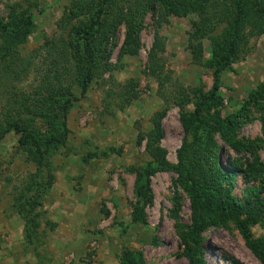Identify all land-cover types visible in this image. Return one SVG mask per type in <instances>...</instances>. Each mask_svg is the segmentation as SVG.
Here are the masks:
<instances>
[{
    "label": "rangeland",
    "instance_id": "rangeland-1",
    "mask_svg": "<svg viewBox=\"0 0 264 264\" xmlns=\"http://www.w3.org/2000/svg\"><path fill=\"white\" fill-rule=\"evenodd\" d=\"M74 1H0L4 21L10 19L13 3L30 4L34 14L18 45L23 54L38 51L40 56L26 79L14 83L19 91L40 82L44 45L59 36L58 21L74 7ZM89 16L79 13L76 22ZM195 20L196 0H185L180 16L165 18L150 11L140 31L139 53L122 58L126 28L119 26L111 45L110 62L115 67L94 79L84 96L78 86L73 89L79 100L68 111L66 139L48 154L47 184L37 174L36 155L20 143V133L11 130L0 141V264H123L125 248L143 252L146 264H189L191 199L179 187L183 197L176 208L175 171L157 170L152 176L146 221L133 222L132 215L144 167L152 159L146 148L151 117L167 106L164 98L174 89L167 86L161 92L160 80L150 71L156 33L165 41L159 52L165 71L171 70L174 78L202 94L213 87L215 68L196 63L188 47ZM214 57V42L206 38L203 59ZM220 80L221 105L203 108L201 114L204 121L219 126L229 115L243 116L233 138L237 146L226 140L221 129L212 132L222 167L235 172L232 195L254 206L264 199V35L251 39L248 51L222 70ZM130 81L137 97L130 89H122ZM2 93L0 114L6 109L7 96ZM194 106L192 102L187 109ZM181 112L170 101L161 120L160 146L167 150L171 164L178 163L185 137ZM35 126L41 134L56 132L49 116L36 118ZM240 220L249 224L253 239L264 242V210L244 213L204 231L208 263L264 264L248 245Z\"/></svg>",
    "mask_w": 264,
    "mask_h": 264
},
{
    "label": "trees",
    "instance_id": "trees-1",
    "mask_svg": "<svg viewBox=\"0 0 264 264\" xmlns=\"http://www.w3.org/2000/svg\"><path fill=\"white\" fill-rule=\"evenodd\" d=\"M73 3L74 7L58 21L59 36L47 40L44 45L42 78L31 89L19 91L14 85L26 79L40 56L38 51L23 54L18 45L22 40L19 36L34 22L31 5L24 7L22 3H13L10 19H0V99L4 95L2 92L7 96L6 109L0 114V141L11 130L20 133V143L30 147L36 155L37 174L46 184L44 170L49 172L50 169L48 154L66 139L68 111L73 102L79 100L73 89L78 86L84 96L94 79L115 67L110 62L111 45L119 26L125 24L126 28L119 58L137 55L141 45L140 31L150 11L165 18L180 16L185 11V0H75ZM196 10L198 20L193 21L188 47L196 63L215 68L213 87L210 92L202 94L198 88L187 87L174 78L171 70L165 71L164 59L159 55L165 41L156 33L149 54L150 71L160 80L161 92L167 86L174 89L164 98L167 106L151 117L153 128L148 133L146 148L152 159L144 167L143 180L136 190L132 220L146 221V202L151 196L154 173L157 170L175 171L176 208H180L183 197L179 187L191 199V227L186 251L189 264H210L204 255V231L212 225L239 219L244 213L264 210V199L253 206L232 195L235 172L222 167L212 132L221 129L226 140L237 146L233 138L243 116L238 113L229 115L219 126L204 121L201 114L203 108L217 107L222 103V70L244 56L252 38L264 35V0H196ZM79 13L90 16L78 23L76 17ZM206 38L214 42L215 57L210 61L203 59V40ZM125 88L130 89L132 96H138L133 82L122 85V89ZM170 101L181 108L185 129L177 164L167 161V150L160 146L164 136L161 120ZM192 102H195L194 109L188 110ZM40 116L54 120V134H41L37 130L35 119ZM240 226L248 245L264 263V242L252 238L247 222L240 220ZM122 263L146 264V260L143 252L125 248Z\"/></svg>",
    "mask_w": 264,
    "mask_h": 264
}]
</instances>
